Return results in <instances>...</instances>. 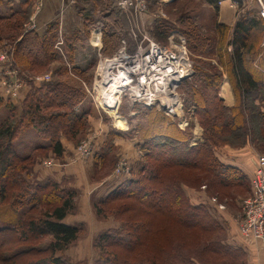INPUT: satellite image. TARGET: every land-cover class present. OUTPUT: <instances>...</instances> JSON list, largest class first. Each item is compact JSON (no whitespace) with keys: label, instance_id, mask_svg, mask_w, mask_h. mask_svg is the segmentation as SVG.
Masks as SVG:
<instances>
[{"label":"trees","instance_id":"obj_1","mask_svg":"<svg viewBox=\"0 0 264 264\" xmlns=\"http://www.w3.org/2000/svg\"><path fill=\"white\" fill-rule=\"evenodd\" d=\"M203 1L217 7L221 0ZM104 3L102 20L105 24L100 52L109 55L113 46L120 43L121 35L112 34L113 30L108 28L107 23L113 21L118 27V19L113 18L110 12V8L114 6L111 0H104ZM31 8L32 0H21L18 10L0 16V23L9 31L8 34L1 33L0 39H11L9 45H12V67L22 73L35 75L40 70L47 71L52 62L60 64L53 71L54 80L36 88L32 87L24 98L22 110L17 113L13 106H9V115L0 122V206L9 205L12 218L9 225H0V260L3 262L7 259L38 255L41 251L31 248L28 243L50 237L46 251L39 254L44 257L32 264H62L56 254L64 251L79 235L78 227L62 222L73 209L74 193L62 192L55 183L47 181L31 189L26 177L35 161V152L48 149L60 157L63 150L62 138L76 143L75 138L84 117L75 110L84 98L79 81L88 73V69L72 67L68 70L65 67L59 53L54 49L57 24H49L41 35L35 31H22L23 23L31 14ZM1 30L2 27L0 32ZM154 30L158 37L162 38L169 33L168 26L163 22H159V26H155ZM227 30L229 28L225 26H218V46L210 37L201 38L192 36L191 33H183L190 53H207L208 56L214 55L217 58L216 66L207 65L210 71L199 70L201 75L196 73L193 67L195 70L191 84L193 83V87L196 79H199L200 88L192 90L193 93L186 103L192 117L197 119L203 129V144L190 147L187 144L190 136H186L175 125L167 124L162 114H149L150 110L134 106L139 116H156L155 123L160 126H156L157 132L141 145L145 163L140 168L139 178L124 182L106 199L95 205L96 214L101 215L103 209L98 208L99 206L109 207L127 200L134 203L131 210H128L130 206L120 204L113 212L115 218L134 212L129 217L130 221H121L119 231L104 233L97 238V247L103 257L101 264H198L188 257L189 255L181 254L174 248L172 255L163 258L161 262L133 255L136 248L147 238L152 225L164 220L185 230L200 233L202 237L199 242L204 243L200 254L225 258V264H243L239 250L221 244L220 227L207 210L200 205H191L185 197L181 185L193 187L192 184L177 179L179 169L201 171L204 176H198L194 181L199 180V183L195 184L203 185V182H206V188L215 190L214 195L217 198L224 197L230 191L232 194L242 187L247 192V177L238 169L222 164L214 156L212 149L218 146L242 147L250 142L264 150L262 24L258 17L253 18L246 13L233 25L228 42L225 37ZM227 45L231 46V51L227 50ZM61 49L69 61L73 62L72 40L64 38ZM218 66L225 71L233 84L237 102L231 108H225L217 97L222 81V72ZM71 76L75 77V81H72ZM185 82L188 81H183L181 86ZM2 104L0 100V106ZM20 128L33 130L42 140V143L33 145L38 147L31 148L25 155L18 153L13 142ZM109 134V137L115 135ZM152 164H155L154 168ZM222 189H227L226 193L220 194ZM25 207L29 212H38V216H25L22 211ZM143 229L144 234L141 233ZM14 242H19L24 247L4 251Z\"/></svg>","mask_w":264,"mask_h":264},{"label":"rangeland","instance_id":"obj_2","mask_svg":"<svg viewBox=\"0 0 264 264\" xmlns=\"http://www.w3.org/2000/svg\"><path fill=\"white\" fill-rule=\"evenodd\" d=\"M233 1L236 5L235 8L239 9L240 13L242 12L241 14H250V10H252L251 2L245 0L246 2L241 5L238 4L239 0ZM32 2L34 3V1ZM240 5L242 7H240ZM34 7L35 3L33 4V8H31V14L22 25L23 32L26 31L24 29V25L30 21V18L34 13ZM41 7L42 6H40V9ZM94 7L95 9L90 7V10H96L98 12L97 15L99 17V25L95 26L90 22L84 23L82 26L83 29H87L85 31L86 36H82L80 40L79 38H70L73 37V31L64 35L60 29L61 20L64 25V21L67 19L65 28L75 30V16L74 14L72 15L71 11L69 16H67L66 13L64 14L63 10L58 13V6L54 5L52 7L48 6L43 13V16L52 19L49 24H59L55 31L57 39L54 44V49L59 53L63 64L68 70L72 68L73 62H70L67 56L62 52L61 48L63 47L64 38L72 40L73 44L75 43V40L77 42L88 41V45L90 47H95L96 45L102 47V33L105 24L102 20V17L104 16H102V12L104 11L105 3H101L98 7ZM112 7L113 8H110V12H112L113 18L118 19L116 23L118 24V27H116L114 21L112 22L113 24L110 22L111 25L107 23V26L113 30L111 31L112 34L119 33L121 35L119 42L123 39L130 38L133 45L132 43L131 45L129 44V47L131 48L129 50H132L134 45L137 46L142 37L145 35L152 37L156 42L164 45L167 43V37L172 32H176L184 39L185 37L183 33L185 35L191 33L192 36H199L201 38L207 36L210 37L217 46L220 41L217 24L218 10H215L203 0H147L145 13H142L141 16H136L132 11L126 12L128 13L126 14L125 12L118 10L115 7V4ZM4 10L5 11H0V16H5L11 11H16L18 9H14L13 7L10 10ZM37 15L38 13L35 16V22L38 29L39 25L36 20ZM97 15L95 14L94 16ZM159 22H163L168 26L169 33L165 38L160 36L159 38L154 30L155 26H159ZM47 26H45V28H47ZM0 27H2L0 34L9 33L8 30L3 28V23H0ZM163 27L165 28V26ZM226 28L228 29L229 27ZM228 34L227 30L225 37H227ZM134 36H137L136 43H134L136 40ZM9 43H11V39H6V37L0 39V56L4 55V58L7 57L10 61L9 63H6L4 59L3 62H0V68L7 67L9 65L11 69H14L12 67L11 57L12 45H9ZM101 47L99 48L100 50ZM119 49L120 43L113 46V51L111 50L109 55H103L100 51L98 53L100 56H95L93 54L89 55L87 65L84 68L88 69V73H85L83 75V79L79 81L80 88L84 93V98L75 110L77 113L84 115V117L82 118V126L79 129L80 131L75 138L77 140L76 143L69 142L65 138H62L71 146H68L67 148L62 146L63 150L60 157L55 156L48 149H42L39 152H35V161L29 170L30 173H28V176L26 177V181L30 184L31 189L35 187V185L42 184L47 181L55 183L58 189L62 192L71 191L74 193L73 209L62 220V222L66 225L78 227L79 235L77 240L70 244L64 251L56 254V257H60L62 264H101L103 257H101L99 248L97 247V238L104 233H114L119 231V228L122 226L121 221H130L129 217H131L134 212L121 214L119 218H115L113 212L114 209L120 206V204L130 206L128 210H131V206L134 203L127 200L115 205H110L109 207L99 206L98 208L101 207L103 209L101 215L96 214L97 207H95V205L106 199L110 193H112L121 184H124V182L139 178L141 173L140 168L145 163L144 151L142 150L141 145L144 144L146 139L150 138L151 135L157 132V123H155L156 116L154 118H149V116H139L138 111L135 110L134 106H131L125 98L121 100L115 111L110 108L103 107L100 103L99 95L101 86L98 84L97 78L100 67L98 66H100V64L102 66L104 62L108 64L110 62H108V60L114 58ZM190 55L194 68L196 69L194 70L199 75H201L199 70L210 71L209 68H207L208 64L216 66L217 58L214 55L208 56L209 54L207 53L201 54L199 52H191ZM58 64L60 63L52 62L47 71L40 70L35 75L22 73L15 68L14 70L17 71V78L22 82V84L18 92V96L12 97L10 93H7V90L10 89V87H5L2 83H0V100L3 102L0 106V122H2L4 118L9 115V106H13L17 113L22 110L24 98L32 87L36 88L54 80L55 77L53 71ZM11 69L9 70L12 71ZM43 76H48L49 79L42 82L35 80V78ZM7 79L10 78L7 77ZM71 79L72 81H75L74 76H71ZM190 80L191 78L186 80L188 82H185L182 86L180 85L178 89L182 104L181 112L179 114L180 117L157 108H141L150 110L149 114L153 112H159L162 114L166 118L167 124L175 125L181 132L185 133L186 136H190L187 144L190 147H193L191 146V140L193 138L195 122L202 130L201 139L203 142L204 138L202 127L197 119L192 117L190 108L186 104L189 96L193 93L192 90L194 88H200V80L196 79V84L193 85V87V83L191 84L193 80ZM233 93L235 95L234 90ZM220 102L223 105L221 100ZM159 126L160 125L157 127ZM120 128H124L125 130H120ZM109 133L115 135L109 137ZM13 142L18 153L25 155L31 148L38 147L33 145L42 143V140L36 136L33 130L20 128L19 134ZM84 142H89V154L85 158H81L79 156L78 149L80 147L79 145ZM203 142L198 144H203ZM246 145L253 147L258 153V156L264 155V150H262L261 146H253L250 142ZM124 146L132 148L134 153H130L128 155L123 152ZM222 147L223 146H218L212 149L215 157L216 154H218V150ZM229 147L234 149L239 148V146ZM101 155L104 156L101 157ZM120 163H124V166L121 167V171L118 173L116 172V169ZM154 166L155 164H152L153 168ZM54 169L64 170V177L57 180L49 176H44V172ZM75 176H82L83 180H76ZM198 176H204V174L201 171L178 170L177 179L186 181L187 184H192L193 186L188 187L186 185H181V189L185 197L191 205H200L207 210L209 216L220 227L219 237L221 239V244L223 246H230L239 250L242 253L241 261L243 264H251V260L247 258L244 247L240 248L239 246H235L238 243L241 246H245L242 241L240 243V240H243L249 246L255 244L242 238L238 230V224L241 220V202L250 193L249 186L247 192L244 187H242L235 190V193L233 192L231 194L232 191H228L229 193L224 195V197L221 196V198L218 196L217 198V196L214 195L215 190H208L206 188V182H203V185H201L202 183L199 185L195 184L199 183V180L197 182L194 181L198 178ZM226 191L227 189H222L220 190V194L226 193ZM26 208L27 207L22 209L25 216H38V212H29ZM227 209H230V212L232 213V215H230L231 222L234 221L236 224L232 225V223H230L232 227L228 224V222H226L224 219L225 217L219 214V212H224ZM10 211L11 209L9 205L0 206V225L10 224L12 222ZM141 233L144 234L145 229H143ZM147 234L148 236L142 245L138 246L133 253L136 257L146 260L157 259L161 262L163 258L166 259L169 255H172L174 248L175 251L177 250L178 252H181V254L185 253L187 256L189 255L188 257L198 264H225V258L206 253L200 254L201 247L204 243L199 242L201 241L199 238L202 237V235L196 231L185 230L172 222L164 220L158 223L155 222ZM49 241L50 237H43L39 240L29 242L28 245H30L31 248L40 250L41 252L39 254H42L46 251L45 249L47 248ZM21 247H24V245L19 242H14L4 251H12ZM39 254L30 255L28 257H19L14 260L7 259L3 260V262L0 260V264H32L38 259L44 257V255Z\"/></svg>","mask_w":264,"mask_h":264},{"label":"built area","instance_id":"obj_3","mask_svg":"<svg viewBox=\"0 0 264 264\" xmlns=\"http://www.w3.org/2000/svg\"><path fill=\"white\" fill-rule=\"evenodd\" d=\"M257 6V17L262 24L264 46V0H252ZM220 3V2H219ZM218 3V4H219ZM115 7L122 12L132 11L137 16L145 13L147 0H114ZM41 0H36L34 13L24 25L26 31H35V16L39 12ZM131 37V36H130ZM137 36H134L136 39ZM132 38V37H131ZM129 40V41H128ZM137 42V39L134 43ZM130 38L121 40L116 56L104 62L97 74L101 86L99 95L103 107L116 110L123 98L131 106L157 108L180 117L182 108L179 87L183 81L194 75V65L185 39L172 32L166 44L156 42L145 35L137 46L129 47ZM133 45V43H132ZM9 59L0 56V62ZM10 66L0 68V83L9 86L12 97L18 96L22 82L17 78V71ZM9 77L10 79H7ZM48 76L37 77L36 81H47ZM81 158L89 154V142L79 145ZM124 163L117 166L120 173ZM250 193L241 202V220L238 224L242 238L264 246V155L258 156L256 166L249 179Z\"/></svg>","mask_w":264,"mask_h":264},{"label":"crops","instance_id":"obj_4","mask_svg":"<svg viewBox=\"0 0 264 264\" xmlns=\"http://www.w3.org/2000/svg\"><path fill=\"white\" fill-rule=\"evenodd\" d=\"M20 1L21 0H0V11L2 10L5 11L4 9L10 10L13 7L14 9H18ZM32 1H34V3L36 2V0H32ZM248 1L252 3L251 4L252 10L250 11L253 13L254 16L249 13L248 15L257 19L256 17L257 16L256 15L257 6L255 2H253L252 0H248ZM219 2L220 3L217 4V7H213V8L215 10H218V16H217L218 26L229 27V30H228L229 34L226 37V40L228 42L231 36L230 32H231L233 25L240 17L244 16L245 14H241L242 12L240 13L239 9L235 8L236 5L233 0H221ZM244 2L246 1L239 0L238 4L242 5L244 4ZM41 3H42L41 5L42 7L36 17L37 23L39 25L38 29L35 30L36 33L40 35L43 34V32L46 30L45 26H47L49 22L52 20L49 17L43 16L44 11L48 8V6L52 7L54 5H57L58 13H60L61 10H63V13L64 14L66 13V15L69 16V13L71 11L72 15L74 14L75 16V23H74L76 27L75 30L74 29L70 30V29L65 28V23L67 19L66 21H64V25L61 20L60 29L62 31V34L65 35L66 33L68 32L70 33L73 31L74 33L72 34L73 37H70V38L72 39L79 38L80 40L82 36H86L85 31L87 29H83V26H82L84 23L90 22L94 24L95 26L99 25V17L97 15L98 12L96 10L91 11L90 7H93L95 9L94 6L98 7L101 3H104V0H68V1L67 0H41ZM111 3L114 5V0H111ZM241 5L240 7H242ZM71 6H72L73 11L71 9ZM95 14L97 16H94ZM66 15H65V18H66ZM100 47L98 45H96L95 47L94 46L90 47L88 45V41H85V42L78 41L77 42L75 40V43L73 44V59L74 60L72 63V67L84 69L87 65L89 55L93 54L95 56H100V54L98 55L100 51L99 49ZM227 50L231 51L232 50L231 46H228ZM218 69L222 72V81L220 83L217 95L219 99L222 101L224 107L226 108L232 107L237 102L236 95H234L233 89H232L233 84L229 80L225 71L223 72V69L219 66H218ZM263 90H264V84H263ZM194 126L195 127L193 130V138L191 140V146H195L196 144L203 142L201 139V135H202L201 128L198 126L196 122L194 123ZM61 144L65 148H67L68 146H71L69 143L65 142V140L63 139L61 140ZM123 152L127 153L128 155L130 153L131 154L134 153L132 148H128V146H124ZM216 157H218L217 159L222 164L238 169L240 172H242L247 177V180H248V178L250 179V176L252 175L254 168L256 166L258 153L250 145H245L237 149L231 148L229 146H223L222 148L218 150V154H216ZM63 171L60 169L49 170L48 172H44V176H49V177L59 180L61 177H64L65 175ZM67 175H72V174H67ZM75 177H76L75 178L76 180H81V181L83 180L82 176H75ZM219 214L225 217L224 219L226 220V222H228V224L230 223H232V225L235 224L234 221L231 222L230 215H232V213L230 212V209H227L224 212L223 211L219 212ZM232 225L230 224L231 227ZM241 241L246 247L241 246L239 243L236 244L235 246H239L240 248L244 247L245 249L244 251H246L247 258L251 260V264H264V247H261L258 244H252L249 246L243 240H240V243Z\"/></svg>","mask_w":264,"mask_h":264}]
</instances>
